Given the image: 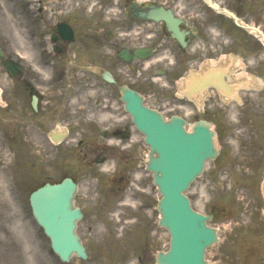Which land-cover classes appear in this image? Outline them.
Listing matches in <instances>:
<instances>
[{
  "label": "flooded vegetation",
  "instance_id": "af4514ba",
  "mask_svg": "<svg viewBox=\"0 0 264 264\" xmlns=\"http://www.w3.org/2000/svg\"><path fill=\"white\" fill-rule=\"evenodd\" d=\"M5 4L4 57L24 60L17 74L0 72V120L13 153L7 171L20 198L47 180L76 179L60 173L71 140L84 156L76 162L82 179L104 168L111 170L107 189L128 185L141 144L125 109L126 85L166 118L227 124L243 141L239 160L251 173V196L227 214L236 237L223 248L231 264H264L263 191L253 196L264 182V0H11L0 8ZM62 134L66 143L53 141ZM98 159L105 167L95 168Z\"/></svg>",
  "mask_w": 264,
  "mask_h": 264
},
{
  "label": "rangeland",
  "instance_id": "374dc122",
  "mask_svg": "<svg viewBox=\"0 0 264 264\" xmlns=\"http://www.w3.org/2000/svg\"><path fill=\"white\" fill-rule=\"evenodd\" d=\"M1 13L5 20V13L2 10ZM8 30L9 28L1 27L0 38L3 39ZM15 42L17 46L22 47L17 37ZM1 71L3 67L0 64ZM219 144L223 147L221 154L216 159L208 161L204 172L192 183L187 193L196 210L204 213L215 212V210L219 212V218L212 219L210 224L219 228L221 240L218 245H212L207 249V260L216 264H231V257L223 247L234 244L236 236L231 234L233 225L226 220L224 213L228 212L229 208L231 212L232 205L241 208L245 206L242 200H247V194L241 187L244 180L239 177L244 178L247 173L240 171L238 166L232 170L229 168L226 154L228 139L225 136L220 135ZM147 155L148 146L142 144L140 156L137 159L140 164V173L132 177V184L129 186L126 198L122 196L118 200H115V197L107 199L104 190L95 194V180L91 179L87 182L82 179L81 191L88 194L83 196L86 200L82 198L76 202L85 210L79 232L83 236L91 257L86 261L75 258L74 263L71 264H136L133 261L128 262L133 250L140 249L139 252L142 253L141 246L145 245L149 248L145 250L146 254L150 255L152 250L156 251L168 246L169 234L164 228L158 226L160 215L156 205L161 194L153 183L152 172L145 170ZM47 159L48 157L45 156V161ZM70 161L75 169L79 168L78 159ZM79 169L78 173L81 174ZM114 193H118L116 189ZM10 199L0 179V264H62L59 258L49 250V240L32 214L27 212L26 215L23 214L21 210L23 203L20 200ZM120 200L125 201L119 203ZM141 200L145 201V204L137 209L136 205ZM246 213L244 211V214H240V219L246 220ZM133 219L138 220V224H135ZM148 220L160 230L157 231V237L148 235L145 228L140 227L142 225L140 223H146ZM249 234L258 236L253 232ZM150 244L153 245L150 246ZM146 264H150L148 260ZM232 264H235L234 260Z\"/></svg>",
  "mask_w": 264,
  "mask_h": 264
},
{
  "label": "water",
  "instance_id": "95a60500",
  "mask_svg": "<svg viewBox=\"0 0 264 264\" xmlns=\"http://www.w3.org/2000/svg\"><path fill=\"white\" fill-rule=\"evenodd\" d=\"M124 95L151 146L148 167L154 171L155 183L163 194L157 207L163 215L160 223L171 233L170 249L159 253L157 264H208L204 251L218 241L216 230L206 224L211 216L194 211L183 192L200 173L205 159L217 155L214 132L198 124L193 133H188L180 119L166 122L156 111L144 107L134 93L124 91ZM75 190L76 184L67 178L61 183L46 184L31 196L33 213L63 260H69L73 252L86 257L75 232L76 221L82 217L80 208L73 204Z\"/></svg>",
  "mask_w": 264,
  "mask_h": 264
}]
</instances>
